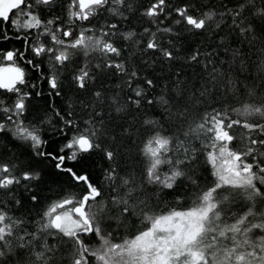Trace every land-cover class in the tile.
<instances>
[{
    "label": "snow or ice",
    "instance_id": "snow-or-ice-1",
    "mask_svg": "<svg viewBox=\"0 0 264 264\" xmlns=\"http://www.w3.org/2000/svg\"><path fill=\"white\" fill-rule=\"evenodd\" d=\"M0 264H264V0H0Z\"/></svg>",
    "mask_w": 264,
    "mask_h": 264
}]
</instances>
